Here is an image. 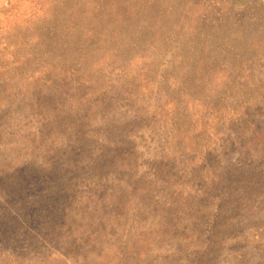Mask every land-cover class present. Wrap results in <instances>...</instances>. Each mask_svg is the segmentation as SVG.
<instances>
[{
    "label": "rangeland",
    "instance_id": "374dc122",
    "mask_svg": "<svg viewBox=\"0 0 264 264\" xmlns=\"http://www.w3.org/2000/svg\"><path fill=\"white\" fill-rule=\"evenodd\" d=\"M0 264H264V0H0Z\"/></svg>",
    "mask_w": 264,
    "mask_h": 264
}]
</instances>
